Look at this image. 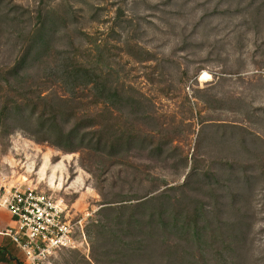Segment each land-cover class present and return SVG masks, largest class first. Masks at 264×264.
<instances>
[{"label": "rangeland", "instance_id": "rangeland-1", "mask_svg": "<svg viewBox=\"0 0 264 264\" xmlns=\"http://www.w3.org/2000/svg\"><path fill=\"white\" fill-rule=\"evenodd\" d=\"M44 21H51L46 57L6 76ZM77 63L143 95L141 112L152 121L136 115L130 121L116 109L117 124L139 135L162 124L172 144L162 156L137 146L114 165L84 148L69 153L38 142L20 129L24 124L0 125V182L24 181L61 195L84 220L88 245L58 253L52 264H98L92 225L105 216L101 192L108 200L148 199L185 183L194 162L215 175L220 219H240L243 229L235 252L201 251L182 241L179 264H264V0H0V110L22 89L76 94L80 116L107 110L92 103L91 86L71 92L65 71ZM204 71L210 80H201ZM158 227V240L149 235L139 256L130 249L146 235L130 230L123 257L102 263L170 264L149 251L159 238H173ZM105 250L115 252L109 243Z\"/></svg>", "mask_w": 264, "mask_h": 264}, {"label": "trees", "instance_id": "trees-1", "mask_svg": "<svg viewBox=\"0 0 264 264\" xmlns=\"http://www.w3.org/2000/svg\"><path fill=\"white\" fill-rule=\"evenodd\" d=\"M47 22L44 21L34 32L24 49L22 58L12 70L5 73L6 76L19 75L20 69L28 62L46 57L52 41L48 35ZM65 73L72 81V93L82 86H91L95 93L93 97L95 101L93 100L92 103L96 106L104 103L108 106L107 110L95 115L89 112L88 116H80L77 111L80 104L76 94L64 97L56 93H46L45 90L32 94L28 93L27 89H22L25 91L19 92V90V97L15 96L16 98L9 102L3 101L0 125L24 124L20 129L28 132L38 142L51 143L69 153L84 148L95 155L113 159L114 165L123 164L125 156L137 146L149 151L151 156H162L170 151L172 142L164 139L166 138L164 132L167 131L163 128L164 125L154 127V134L139 135L134 133L132 126L121 127L117 124L116 109H124L130 121L134 115L136 118L142 117L144 120L146 118L152 121L148 112H141L144 105L143 95L134 89L113 85V82L105 80L101 74L83 63L71 64ZM213 175L210 169L201 170L194 162L185 183L178 187H170L162 194L148 199H137V202H133L132 199L108 200L101 192L100 194L105 198L101 213L105 216L103 220L96 221L92 225V230L97 235V249L94 250L93 258L95 262L104 264L107 261L105 258L109 256L123 257V252L127 250V246L129 247V244L125 246V243L126 235L130 230L137 233L134 236L140 235L139 232L146 235L141 240H137L140 238L137 236L135 240L141 246H132L130 249L131 255L139 256L144 250L143 243L149 244L150 236L155 239L158 226L167 228V236H173L175 240L167 239L163 235L162 239L159 238L160 242L155 241L154 245L150 244L153 249L149 251L155 256L168 259L170 264H179L181 261L179 243L182 241L192 244L201 251L235 252L236 250L232 248L241 242L238 233L242 232L243 223L240 219L225 221L218 216L220 202L215 196L217 188L214 187L216 179ZM194 184H198L199 189L196 190ZM202 188L208 189L206 194L201 193ZM186 189L194 190L196 194H190ZM177 190L179 192L175 195L167 196L169 192ZM210 198L214 202H207ZM109 213L114 216L110 218ZM225 228H227L226 232ZM168 230L170 233L167 232ZM147 235H150L149 238ZM107 243L111 244L115 252L110 253L105 250ZM4 260L5 257H0V262Z\"/></svg>", "mask_w": 264, "mask_h": 264}, {"label": "built area", "instance_id": "built-area-1", "mask_svg": "<svg viewBox=\"0 0 264 264\" xmlns=\"http://www.w3.org/2000/svg\"><path fill=\"white\" fill-rule=\"evenodd\" d=\"M0 183V209L12 217L4 235L22 252V264H52L58 253L88 245L84 220L65 197L24 181Z\"/></svg>", "mask_w": 264, "mask_h": 264}, {"label": "crops", "instance_id": "crops-1", "mask_svg": "<svg viewBox=\"0 0 264 264\" xmlns=\"http://www.w3.org/2000/svg\"><path fill=\"white\" fill-rule=\"evenodd\" d=\"M12 226V217L6 209H0V257L6 260L0 264H22L23 254L4 231Z\"/></svg>", "mask_w": 264, "mask_h": 264}, {"label": "bare ground", "instance_id": "bare-ground-1", "mask_svg": "<svg viewBox=\"0 0 264 264\" xmlns=\"http://www.w3.org/2000/svg\"><path fill=\"white\" fill-rule=\"evenodd\" d=\"M211 79V75L207 72V71H204L202 74H201V80L202 81H208Z\"/></svg>", "mask_w": 264, "mask_h": 264}]
</instances>
